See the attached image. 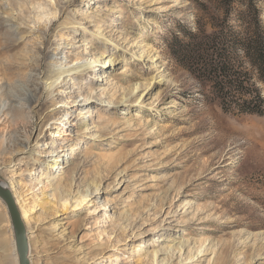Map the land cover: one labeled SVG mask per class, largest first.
Instances as JSON below:
<instances>
[{
    "label": "rangeland",
    "instance_id": "1",
    "mask_svg": "<svg viewBox=\"0 0 264 264\" xmlns=\"http://www.w3.org/2000/svg\"><path fill=\"white\" fill-rule=\"evenodd\" d=\"M0 23L14 45L0 53V180L26 215L31 264H264V113L214 88L225 64L264 98L243 49L264 40V0H0ZM99 52L115 60L65 73L51 102L41 73ZM23 79L30 107L3 95ZM46 174L73 178L74 198ZM13 243L0 199V263L19 264Z\"/></svg>",
    "mask_w": 264,
    "mask_h": 264
},
{
    "label": "bare ground",
    "instance_id": "2",
    "mask_svg": "<svg viewBox=\"0 0 264 264\" xmlns=\"http://www.w3.org/2000/svg\"><path fill=\"white\" fill-rule=\"evenodd\" d=\"M76 26H77V24H74V26L71 27V28L76 30V28H75ZM2 27H3V24L0 23V30L2 29ZM1 38H0V53H4V52H6V51H8V50L13 48L14 45L12 44V39H10V37H9V33H7V32L3 33ZM89 46H90V42L88 43L87 47H89ZM100 58L103 59V61ZM156 58L154 59L155 61H156ZM95 60H101L102 63L105 64V63H110V62L114 61L115 57H114L113 54H105L104 52H99V53H96L95 58L92 57V59H90V60H89V58H86V59L85 58H79L77 60V63L73 64L72 66L71 65H67V64H63V63L57 64V65H50V67L48 69H46L44 71V73H41L40 79H41L42 87L47 92V97L51 99V102H54L55 88L59 84H61V79L63 78V75L65 73L78 74V73H81L84 70H89L92 67V65H94L93 62ZM37 65H38V67H40V63H38ZM25 66L27 67V65H25L23 63H16V65H12V64H9V63H7V64L4 63V64H1V71L4 74H13V73L19 72V70L21 68H26ZM64 80H65V78H64ZM21 81L23 82L21 84L23 89L21 88L20 85L19 86L14 85V86H11L10 89L7 92L4 91L3 95L6 96V98H8L9 100H16V101L23 100L30 107L36 101V98H37L36 94L33 93L32 90H31V87H30L31 86V84H30L31 80L28 81L27 79H23ZM138 90H139V85L136 84L134 86V88H133V91L136 93V92H138ZM19 92H20V94H19ZM24 93H25V97L22 98L21 96L24 95ZM92 93H93V88H89V90L87 91V95L85 96L86 99L88 98V96L91 97ZM144 95H145V92H143L140 95L139 99H142L144 97ZM123 100H124V97L122 98L121 101H123ZM11 106L12 105L10 104L8 109ZM4 107H6V105H0V109H2ZM12 112H13L11 114L12 120H11L9 125L14 131L16 130L17 133H20V127L22 126V124L24 122H26V117L23 116L24 107L21 106L19 108H15V109L12 110ZM79 112L82 113L83 110L79 111ZM65 115L66 116H70V113L68 111H66ZM46 117L48 118L49 121L57 119L56 118V112H53V113L47 115ZM46 117H41V116L37 117L36 124L37 125L41 124V122H43L44 118H46ZM67 123L68 122H66V124ZM39 135L40 134H38L34 138L35 145H37L39 143L38 142ZM56 135H57L56 133L53 134V136H56ZM21 143L23 144V141L22 142L19 141V138L17 137V135L12 138V141H11V145L12 146L16 145V144H21ZM48 143H50V144H48ZM52 143H54V139H51V141L47 142L45 145L51 146ZM0 149H1V145H0ZM72 150L74 151V149H72ZM3 153H4V148H2L0 150V158L2 157ZM59 157H60V155L57 154L55 156V159L53 160L54 168H59V166L56 165V163L60 161ZM0 165H2V164L0 163ZM63 174H64V172H62L61 175H63ZM44 177L48 178L50 186L53 187V189L55 190V192H56L58 197H61V199H66L65 201H69L70 199L74 198V196H71L72 195L71 186L73 184V178H68V177H64V176L63 177L62 176L58 177V175H56V176L52 175L51 176V175H48V174H46ZM39 182L40 181H38V183ZM1 183L4 186V188H7V189L11 190V188H10L11 186L9 184H7L5 182H2V181H1ZM91 193L92 192H91L90 186H86V187H84L82 189L78 188L77 192H76V195H78V197L76 198V201H78V204H80L84 200H86L91 195ZM7 208H8V206H7ZM21 217H22V219L24 221V218L26 217V215H23L21 213ZM24 224H25V221H24ZM25 228L27 229L26 224H25ZM27 234H28V239H29L28 230H27ZM29 246H30V241H29ZM12 247H13V249H12V252H11L12 254L11 255H14V258H17L18 251L16 253V248H15V244L14 243H13ZM8 257H9V254H8ZM29 258H30V252H29ZM153 258L156 259V253L153 255ZM0 264H5V263H0ZM8 264H12V262H8ZM13 264H15V263H13Z\"/></svg>",
    "mask_w": 264,
    "mask_h": 264
},
{
    "label": "trees",
    "instance_id": "3",
    "mask_svg": "<svg viewBox=\"0 0 264 264\" xmlns=\"http://www.w3.org/2000/svg\"><path fill=\"white\" fill-rule=\"evenodd\" d=\"M244 51L250 57L254 69L257 71V79L264 83V40H259L256 44H248L244 46ZM217 76L214 78V88L224 94H230L227 89L235 91L234 94L239 95L243 100H237V106H240L244 112L262 114L264 113V98L261 96V90L255 86L254 82L251 89H244L245 75L237 69V74L233 73L227 65H219ZM234 75L237 77L232 78ZM224 82V85L222 84ZM243 86V90H242ZM247 95V96H242ZM249 100H245L248 99Z\"/></svg>",
    "mask_w": 264,
    "mask_h": 264
},
{
    "label": "water",
    "instance_id": "4",
    "mask_svg": "<svg viewBox=\"0 0 264 264\" xmlns=\"http://www.w3.org/2000/svg\"><path fill=\"white\" fill-rule=\"evenodd\" d=\"M0 198L7 204L9 214L11 216L14 232L16 248L19 255V264H31L29 258L30 246L25 228L24 221L21 217L18 204L15 200L14 194L10 189L4 188L0 181Z\"/></svg>",
    "mask_w": 264,
    "mask_h": 264
}]
</instances>
